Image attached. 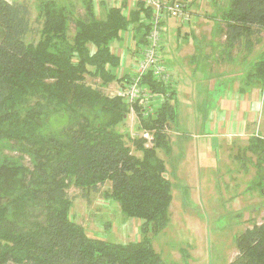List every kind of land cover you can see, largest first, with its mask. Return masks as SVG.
Returning a JSON list of instances; mask_svg holds the SVG:
<instances>
[{
  "label": "trees",
  "instance_id": "obj_1",
  "mask_svg": "<svg viewBox=\"0 0 264 264\" xmlns=\"http://www.w3.org/2000/svg\"><path fill=\"white\" fill-rule=\"evenodd\" d=\"M108 1H101L98 17L94 0H80L82 12L72 3L39 0L32 20L27 1L0 0V264H168L151 237L169 221L172 185L156 152L170 147L175 91L149 71L142 78L153 112L146 115L138 100L134 113L151 146L116 129L129 105L105 89L114 81L123 88L129 74L116 76L120 57L111 45L130 31L139 51L152 8L145 0ZM224 17L227 47L244 43L250 51L260 43L264 0H228ZM246 81L264 90L263 56L250 64ZM60 113L66 122L51 129L50 116ZM257 141L264 153V140ZM107 181L104 198L140 220V238L94 237L70 217L71 186L89 199ZM235 247L228 264H264V224L247 227Z\"/></svg>",
  "mask_w": 264,
  "mask_h": 264
},
{
  "label": "rangeland",
  "instance_id": "obj_2",
  "mask_svg": "<svg viewBox=\"0 0 264 264\" xmlns=\"http://www.w3.org/2000/svg\"><path fill=\"white\" fill-rule=\"evenodd\" d=\"M26 1L31 7L33 20L39 0ZM56 1L66 3L67 6L72 3L79 11H83L80 0ZM101 1L94 0L98 17H102L103 14ZM109 1L114 3V0ZM215 1L216 7L226 5V0ZM224 12H215L218 23H210V21L204 23L205 20L201 19L198 34L194 31L195 35L189 33V28L180 30L177 27L174 22L176 20L182 22L179 18H163L159 51L164 62L173 64L175 68L173 77L178 82V87L172 102L176 106V120L179 123L175 121L172 125L174 133L169 137V150L159 148L156 152L165 162V174L172 185V200L166 227L160 233L152 235L151 240L154 249L168 264H228L237 253L235 238L256 221L260 223L264 221V216L261 220L257 219L258 214L253 212L254 206L264 205V167L260 168L256 164L263 155V151L256 148L259 146L258 141L253 142L255 149L252 154L249 155V152L242 149L241 155L236 156V151L227 150L225 146L219 151L215 147L209 149L207 137L198 135L199 124L196 117L199 115V109L202 108L200 98L202 94H211L206 87L210 76L207 75L209 69L205 62L210 60L213 63L215 60L213 58H217L219 52L223 53L221 48L226 47L225 38H223ZM188 15L190 20V14ZM165 40L166 46L163 42ZM121 42L124 46V41ZM113 44L120 46L116 41H113ZM130 44L129 42L128 45ZM164 46L165 50L162 52ZM237 49L238 52L249 57L250 66L260 57H264V35L260 43L250 51L248 46L241 43L239 46L231 45L227 52L230 50L234 52ZM123 50L125 59L123 57V63L118 67L122 70L127 68L129 72L128 46ZM118 51L121 50L118 49ZM234 65L238 68L241 66L240 56L237 57ZM87 79L94 83V79L88 77ZM105 92L114 95L118 89L107 87ZM204 105H206L205 101ZM66 118L68 117L65 113L51 115L50 128L56 130L62 127ZM137 122L135 113L129 112L127 118L116 125V129L123 134L130 133V136L141 137L144 130L136 128ZM169 130L171 127L167 130L168 134ZM175 131H180L182 134H177ZM147 145L152 144L147 140L145 146ZM4 151L11 153L9 149ZM251 159L257 166L254 168H257L259 175L253 182H249V160ZM252 172H254L253 169H251ZM109 186L110 183L107 181L98 192L91 193L89 199L79 196V189L71 186L68 192L74 198L69 211L70 217L81 223L89 235L94 237L120 243L140 238V233L139 236L134 237V234H130L129 237L123 233L115 234L120 231L119 228L114 227L112 230L105 225L109 219L111 221V218H116L119 221L123 216L116 201L110 200L115 208L104 203L102 191ZM100 210L102 213L99 214ZM92 225L98 226L101 231H96L97 227ZM89 227L92 234L88 231Z\"/></svg>",
  "mask_w": 264,
  "mask_h": 264
},
{
  "label": "crops",
  "instance_id": "obj_3",
  "mask_svg": "<svg viewBox=\"0 0 264 264\" xmlns=\"http://www.w3.org/2000/svg\"><path fill=\"white\" fill-rule=\"evenodd\" d=\"M133 1L134 0H129V4L133 3ZM182 1L185 2L186 12L190 14V20L186 23L176 20L174 23L177 24V27L180 30H187V28H189V33L193 35H195V32L198 34V27L201 19L205 20L204 23L209 21L210 23H218L216 18L217 14L215 12H222L228 9V0H226V5L223 7H216L215 0ZM129 32L130 31H125L123 33L122 41H124L125 47L122 45L120 40L116 41L120 44V46L114 45L113 42L111 45L114 53L120 57V64L123 63V57L125 59V56H123V49H126L128 46L129 60L127 67H130L133 58L138 56V51L136 49L137 38L134 39L133 36H126ZM223 38H225L224 35ZM129 42L131 43L130 45H128ZM163 42L166 46V40ZM224 43L226 47L221 48L223 49V53L219 52V56L217 58L210 57L215 59L213 63L212 61L210 62V60L205 62L207 69H209L207 75L210 76L206 87L211 94H202L201 98L199 96L202 108L199 109V115L196 117L197 124H199L198 135L207 137V147L209 149H213V147H215L216 150L219 151L223 146H225L227 147V150L236 151V156L241 155L242 149L249 152L250 155V153L252 154L255 149V147H253V140H264V90L262 87L258 86L249 88L247 81L242 82L243 76L246 77L249 74V57L241 52H238V49L234 52H232V50L227 52L230 48L227 47L226 41ZM165 46L162 52H164ZM118 49L121 51H118ZM159 55L161 57L160 51ZM238 56H240L241 60V66L239 68L234 65ZM167 64L172 69V82L174 83L173 90L176 91L178 82H176L173 77L175 68L173 64L169 62H167ZM125 73L129 74L127 68L122 70V68L119 69L118 67L116 76L122 77ZM107 87L115 89L120 88L121 86H119L117 82H112ZM204 101L206 102V105H204ZM177 121L178 120H176V123H179ZM173 130L174 129L171 127V130H169V137L174 133ZM176 132L177 134H182L180 131H175V133ZM177 136L179 137V135ZM260 158L256 164L262 168L264 167V153ZM253 162L254 161L252 159L249 160V182H253V180L259 176L257 168H254L257 166H255ZM251 169H253L254 172L251 173ZM111 201L110 199L104 198L105 204H109L111 208H115V206L111 204ZM95 211H97V208H95ZM253 212L257 213V219L261 220V217L264 216V205L254 206ZM100 213H102L101 210L99 211V214ZM83 214L84 213H82V215ZM258 216H260V218ZM78 218L80 219L82 217ZM109 221L105 222V225L108 226V228L110 227V229L114 230V227H117L120 230L118 233L115 232V234L120 235L123 233L126 237H129L130 234H134L133 237L139 236V227L141 223L139 219L134 217H125L123 215L119 221L116 218H111V221ZM255 223L264 224V221L262 220L261 223L256 221ZM92 226L97 227L98 230L96 231H101L98 226ZM108 228L107 230H110ZM88 231L91 234L93 233L90 231V227Z\"/></svg>",
  "mask_w": 264,
  "mask_h": 264
},
{
  "label": "built area",
  "instance_id": "obj_4",
  "mask_svg": "<svg viewBox=\"0 0 264 264\" xmlns=\"http://www.w3.org/2000/svg\"><path fill=\"white\" fill-rule=\"evenodd\" d=\"M148 6L152 8V17L150 28L146 36V42L141 44L139 54L133 58L129 67L130 78L125 84L124 89H119L118 94L125 98L129 105V111L134 114V103L141 100V103L147 107L145 114L153 112L152 107L147 103V97L151 96L141 81L146 72H151L152 76L160 82L171 83L172 69L166 64L159 55V48L162 40L161 20L165 17L184 18L185 4L182 0H146ZM129 32L126 36H131ZM142 137L152 144L150 132L143 131ZM148 146V145H147Z\"/></svg>",
  "mask_w": 264,
  "mask_h": 264
},
{
  "label": "bare ground",
  "instance_id": "obj_5",
  "mask_svg": "<svg viewBox=\"0 0 264 264\" xmlns=\"http://www.w3.org/2000/svg\"><path fill=\"white\" fill-rule=\"evenodd\" d=\"M145 2H146V4H147V1L145 0ZM148 5V4H147ZM184 14H185V16L187 17L186 18V20H184V18H179L182 22L183 21H188L189 20V15H188V13L186 12V9H184ZM161 25L163 26V20H161ZM148 33V32H147ZM146 36H147V34H146ZM146 36H145V38H146ZM146 42V41H145ZM140 49V48H139ZM138 54H139V51H138ZM137 57V56H136ZM161 58V57H160ZM162 60H163V58H161ZM164 61V60H163ZM129 78H130V73H129ZM129 78H128V80H129ZM127 83V82H126ZM125 83V84H126ZM125 88V85H124V87L122 88V87H120V88H117L118 90L119 89H124Z\"/></svg>",
  "mask_w": 264,
  "mask_h": 264
}]
</instances>
